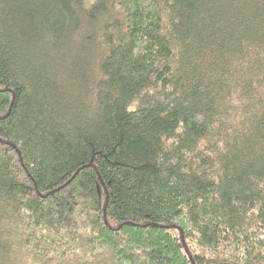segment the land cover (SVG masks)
<instances>
[{"label": "trees", "instance_id": "1", "mask_svg": "<svg viewBox=\"0 0 264 264\" xmlns=\"http://www.w3.org/2000/svg\"><path fill=\"white\" fill-rule=\"evenodd\" d=\"M0 264H264V0H0Z\"/></svg>", "mask_w": 264, "mask_h": 264}]
</instances>
